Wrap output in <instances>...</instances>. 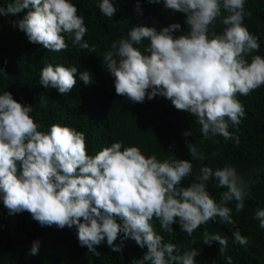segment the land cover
Segmentation results:
<instances>
[{"label":"clouds","instance_id":"1","mask_svg":"<svg viewBox=\"0 0 264 264\" xmlns=\"http://www.w3.org/2000/svg\"><path fill=\"white\" fill-rule=\"evenodd\" d=\"M245 3L163 0L165 8L186 14L189 31L177 37L179 23L159 30L135 26L127 38L114 41L103 63L114 77L116 93L139 103L146 96L149 100L165 97L176 109L195 117L204 138L219 135L239 145V136L229 131L230 125L238 131L245 116L237 94L246 96L264 85V56L252 55L260 49V38L244 24L245 15H250ZM96 7L108 18L117 11L114 0H97ZM25 9L14 26L30 42L60 52L69 47L67 37L74 47L90 48L84 40V18L73 0H8L6 7L0 6V15ZM217 20L224 26L220 33L213 29ZM144 40L149 44L142 51L138 46ZM89 52H95V47ZM77 71V66L48 64L41 69L40 83L67 94L77 83ZM78 79L87 85L93 78L83 71ZM32 111L11 92L0 94V201L10 215L28 211L41 226H75L80 246L94 255H99L96 246L105 238L117 252L125 240L132 239L141 248L147 246L138 264H196L195 248L174 254L175 244L164 243L151 221L155 218L169 233L172 224L179 223L181 231L191 236L210 220L234 225L229 202H236L237 213L245 207L250 185L232 165L203 166L192 183L181 186L192 175L190 160L146 156L138 146L125 147L120 141L89 154L82 132L58 123L41 131ZM188 148L193 159H204L195 144ZM212 179L217 188L225 189L219 202L208 191ZM253 219L264 229V208L258 207ZM120 233L121 243L115 244ZM203 241L209 245L218 241L220 252L228 247L227 238L218 232H205ZM234 241L241 246L249 243L238 229ZM39 246L34 241L29 254H38ZM227 260L232 264L231 257Z\"/></svg>","mask_w":264,"mask_h":264},{"label":"trees","instance_id":"2","mask_svg":"<svg viewBox=\"0 0 264 264\" xmlns=\"http://www.w3.org/2000/svg\"><path fill=\"white\" fill-rule=\"evenodd\" d=\"M8 0H0V6L6 7ZM78 8V15L83 16L87 32L84 40L89 49L73 46L60 52H52L42 44L32 43L24 31L16 25L26 14L27 9L15 15H0V94L11 92L13 98L24 105L33 107L31 115L46 131L54 124L66 125L82 132L89 154H95L105 146L120 141L125 147L138 146L150 156L158 159L174 156L187 159L193 164L192 175L181 182V186L192 183L203 166L213 169L232 165L249 183V195L245 197L244 209L237 213L235 201L229 202L234 225L210 220L201 225L191 236L181 231L179 223L172 224L173 232L161 229L159 221H151L154 229L163 237L164 243H173L176 253L195 248L198 255L196 264H264V229L259 228V221L253 219L255 210L264 208V85L242 96L238 100L245 107V116L237 131H229L239 136L240 143L225 141L222 136L204 138L201 126L195 117L178 110L165 97L157 95L144 102H133L115 91L114 77L103 63V55L111 49L114 41L127 38L135 26H152L157 30L173 23L181 28L174 32L180 36L189 31L186 14L165 8L163 0L149 3V0H114L117 8L112 18L103 16L96 7L97 0H73ZM139 4V10L137 9ZM244 24L250 33L258 36L260 49L252 55L264 56V0H246ZM223 25L219 20L213 25L220 33ZM149 44L144 40L138 47ZM95 52H89L92 47ZM249 61L251 57H247ZM77 66V83L67 94H60L58 89L44 87L40 83L41 69L48 65ZM89 71L92 82L85 85L78 79L79 73ZM186 131L192 135L185 136ZM195 144L204 156L203 160L193 159L188 145ZM215 180L208 182V191L219 202L225 189L217 188ZM83 218H81L82 220ZM117 222L120 223L119 219ZM239 230L249 243L241 246L234 241V233ZM219 233L228 240V247L220 252V244L213 241L204 243V233ZM120 233L115 244H120ZM39 241V252L30 255L34 241ZM196 241V243H193ZM94 255L86 246H80L77 228L56 225L41 226L28 211L9 214L0 201V264H138L147 252V246L141 248L132 239L123 243L117 252L105 241L96 246Z\"/></svg>","mask_w":264,"mask_h":264}]
</instances>
